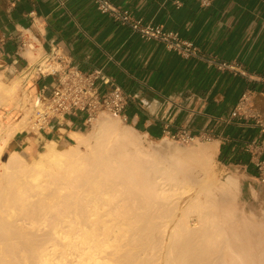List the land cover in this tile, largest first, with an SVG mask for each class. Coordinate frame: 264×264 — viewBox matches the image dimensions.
Masks as SVG:
<instances>
[{
  "label": "bare ground",
  "instance_id": "obj_1",
  "mask_svg": "<svg viewBox=\"0 0 264 264\" xmlns=\"http://www.w3.org/2000/svg\"><path fill=\"white\" fill-rule=\"evenodd\" d=\"M1 78L0 106L23 110L26 76ZM26 117L0 131V264H264V214L236 209L234 176H210L216 141L192 150L193 168L101 118L87 136L72 132V146L46 140L31 162L2 160Z\"/></svg>",
  "mask_w": 264,
  "mask_h": 264
},
{
  "label": "crops",
  "instance_id": "obj_2",
  "mask_svg": "<svg viewBox=\"0 0 264 264\" xmlns=\"http://www.w3.org/2000/svg\"><path fill=\"white\" fill-rule=\"evenodd\" d=\"M143 23L175 31L193 43L199 56L184 57L156 40L142 39L130 27L99 12L93 0H0V60L8 75L24 74L31 64L28 44L39 58L56 46L82 70L101 69L128 96L126 123L158 139L183 132L212 135L216 156L242 180L264 193L255 167L264 160V0H110ZM34 52V51H33ZM234 62L236 71L208 62ZM15 78V77H14ZM26 86L38 96V86ZM252 93L258 119L229 118L241 95ZM84 115L44 130L16 134L15 148L36 142H69L87 127ZM39 132V133H38ZM256 141V144H253ZM252 143V144H251Z\"/></svg>",
  "mask_w": 264,
  "mask_h": 264
},
{
  "label": "built area",
  "instance_id": "obj_3",
  "mask_svg": "<svg viewBox=\"0 0 264 264\" xmlns=\"http://www.w3.org/2000/svg\"><path fill=\"white\" fill-rule=\"evenodd\" d=\"M200 1L206 5L211 0ZM93 2L99 12L130 27L142 39L160 41L168 50L184 57L199 56L197 47L190 41L182 39L177 32L166 30L153 23H143L141 19L114 5L110 0H93ZM31 46L28 44L29 49H32ZM208 62L216 65L220 70L236 71L239 66L234 62L214 61L213 59H209ZM23 76H26L23 81L24 86L29 78L35 81L44 80L47 77L52 78L50 94H46L47 85L38 86V96L33 97L31 101L34 109L31 124L36 130H44L52 123L62 125L76 113L84 115L83 121L86 126H89L100 113L117 116L126 121L124 111L128 96L123 89L101 69L87 71L73 65L69 57L56 46L51 47L36 62L27 64ZM229 118H259L254 108L251 92L241 95L229 112ZM170 138L189 143L197 139L210 141L212 135L206 133L196 136L183 132L179 135H172ZM253 144H256V141H253ZM255 167L258 171L259 182L264 183V160L257 159Z\"/></svg>",
  "mask_w": 264,
  "mask_h": 264
},
{
  "label": "rangeland",
  "instance_id": "obj_4",
  "mask_svg": "<svg viewBox=\"0 0 264 264\" xmlns=\"http://www.w3.org/2000/svg\"><path fill=\"white\" fill-rule=\"evenodd\" d=\"M34 48L36 50V44H33ZM35 50H31L30 53H27L26 56L29 59L30 63H34L39 59V53H36ZM34 51V52H33ZM0 77L2 81H4V83L8 84L10 83L13 79L16 78V76L19 78H21L23 76L22 74H17V75H8L5 70L4 67L2 66V62L0 60ZM15 77V78H14ZM22 80V79H21ZM19 79V96L23 99L24 103V109L22 110V106L19 105L16 107V104L9 103L6 106H0V131L3 130L7 127V126H11L15 123H18L19 120L24 116L26 117V122L25 125H23L10 139V141L8 142V144L6 145V147H4V149L2 150V160H6V158L8 157V155L13 152V151H17L26 161L31 162L37 155L39 152L43 151L44 149V145L45 142L43 143H39L36 142L35 146L31 149V150H27L25 148V146L22 147H17L15 148L13 145V139L15 137L16 134H19L22 130V136L27 133L32 131L33 129L35 130V128H33L32 124H31V119L33 117L34 114V109H33V105L31 103L33 97H34V91H29V89L27 88V86L23 85V82ZM25 92V93H24ZM24 94V96H23ZM27 95V96H26ZM18 96V93H17ZM18 97V98H20ZM26 108V109H25ZM26 110V111H24ZM11 111V112H10ZM28 112V113H27ZM8 113V114H7ZM101 118H108L110 119L112 122L117 123V125L121 126V127H130L126 121L122 120L120 117L117 116H112L109 115L107 113H100L96 119L94 121H92V123L87 126L85 128V130H83L82 132H79V134L83 135V136H87L89 133L93 131H95L97 129L96 125L98 124V121ZM28 121V122H27ZM114 123V124H115ZM6 126V127H5ZM5 127V128H4ZM3 128V129H2ZM96 128V129H95ZM2 132L0 133V135L2 134ZM137 134V136H139L140 141L142 142V144L147 147V148H154V150H158V152H162V153H166L169 155H176V156H184V160L185 163H188L189 165H191L193 168H196V155L194 154V152H192V150H197V148H204L207 147L209 145H211V141H205L202 139H197L194 140L192 142L189 143H185L182 142L181 140L178 139H171L170 137H162V138H158V139H151L146 137L144 134H142L141 132L138 131H133ZM50 141V140H47ZM57 143V142H56ZM74 140L72 137V140H70L69 142H62V143H57L59 148H65V147H69L70 145L72 146L74 144ZM179 146V150L175 148V146ZM156 146V147H155ZM84 151L85 149L82 148ZM191 152V154H190ZM193 155V156H192ZM209 171L210 172V176L214 182L215 185H217L220 182H223L229 175H232L236 178V184L233 187V190L235 192L233 201L234 203H236V209L243 213L244 215L248 216V215H256V216H262V214H264V193H260V195L258 194V189L256 188H249L246 186H242V180H240V178H238L235 174H233L231 171H229L227 168H225L223 166V164L219 161V159L217 158L215 152L209 157ZM5 179V178H2ZM6 180H3V182H6ZM198 188V187H197ZM198 190V189H197ZM204 193V192H203ZM203 193H201V199L202 201L206 198L207 194L203 195ZM186 200L189 199L188 197L185 198ZM198 215L197 211H193L190 210L188 212V217L193 219Z\"/></svg>",
  "mask_w": 264,
  "mask_h": 264
}]
</instances>
